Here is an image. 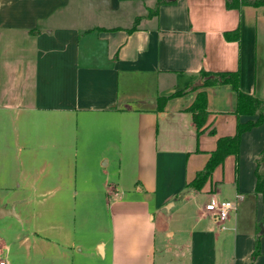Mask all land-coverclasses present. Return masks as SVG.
<instances>
[{
    "label": "crops",
    "instance_id": "0c3cea01",
    "mask_svg": "<svg viewBox=\"0 0 264 264\" xmlns=\"http://www.w3.org/2000/svg\"><path fill=\"white\" fill-rule=\"evenodd\" d=\"M155 6L156 0H0V242L7 250L0 261L264 264V202L254 191L264 122L241 136L237 158L228 156L200 191L187 187L217 140L255 119L235 115L230 86L199 88V72H239L240 90L264 101V7L177 0L150 14ZM237 28L240 40L226 41L224 33ZM191 83L195 90L158 110L159 98ZM201 91L208 116L198 137L187 108ZM92 127L95 135L79 134ZM138 142L139 157L151 163L125 188L123 167L138 156ZM73 154L89 172L117 170L107 184L115 193L156 190L166 173L181 180L156 197L160 216L149 218L147 208L110 245L96 239L86 249L65 208L92 201L95 186L77 190ZM212 194L236 203L225 230L204 211ZM198 200L203 205L194 207ZM176 207L187 213L170 214Z\"/></svg>",
    "mask_w": 264,
    "mask_h": 264
},
{
    "label": "rangeland",
    "instance_id": "374dc122",
    "mask_svg": "<svg viewBox=\"0 0 264 264\" xmlns=\"http://www.w3.org/2000/svg\"><path fill=\"white\" fill-rule=\"evenodd\" d=\"M14 2V0H10ZM98 128L94 129L92 127V131L88 132L79 128V134H91L95 135L97 133ZM72 134V133H71ZM141 144L134 145L135 155H138L135 158L128 159V165H124L123 167V179L125 180V188L131 184L133 177L142 178V167L151 163V158H141L139 157L141 154ZM90 154V153H89ZM78 155H72V170L76 175L73 176L75 178V184L77 186V190L80 191L83 189H89L90 184H94V188L91 193L96 194V198L92 201L84 200V201H77V203L69 208H65L68 210V217L70 219V227L74 238L77 243L84 246L86 249L89 246H94V242L96 239L100 241H104L106 243L111 242L112 236L115 235L117 238H120V232L124 233L126 228L130 229L131 225H134L132 221H134L139 216H146L147 215V208L149 210L152 208V212H149V218L153 215L156 218L160 212H155L158 210L156 208L157 204L155 203L156 197H161L164 194H167V191L172 190L170 186L171 183L176 184L181 180L180 175H172L168 177V174L160 175L159 179L155 181L158 183L159 187L163 184V187L157 188L156 190H150L148 193L140 190H128L121 191V192H113L111 187L107 188V184H110L111 181H114L116 177H118V171H114L113 167L104 171L98 172L96 170L87 171V167L82 166L81 160H76ZM139 157V158H138ZM91 160V159H90ZM110 160V164H114ZM127 162V160H126ZM117 163H119L117 161ZM113 166V165H112ZM76 169V170H75ZM137 169V170H134ZM133 171H136L135 174H131ZM84 172H86L84 174ZM73 174V175H74ZM74 183V181H72ZM111 185V184H110ZM136 187V185H135ZM138 187V184H137ZM109 194V196L107 195ZM194 201L191 202L193 204ZM201 200L194 205L197 207L199 205H203ZM168 205H166L167 208ZM151 207V208H150ZM165 208V209H166ZM186 208H173L170 210V214H174L175 216H182ZM187 213V212H186ZM163 216L169 214V211L164 210ZM120 231V232H119ZM114 233V234H113ZM6 247L5 245L0 242V260L5 258L6 254ZM4 257V258H3Z\"/></svg>",
    "mask_w": 264,
    "mask_h": 264
},
{
    "label": "trees",
    "instance_id": "16d2710c",
    "mask_svg": "<svg viewBox=\"0 0 264 264\" xmlns=\"http://www.w3.org/2000/svg\"><path fill=\"white\" fill-rule=\"evenodd\" d=\"M177 0H156V6L150 14H156L162 5L174 4ZM250 6L253 8L264 7V0H226V8L229 10H239L242 7ZM224 38L228 42H238L240 40L239 28L231 32L224 33ZM199 88H207L213 86L228 85L236 95L235 115L238 117H254L245 122H239L236 127V133L233 136L221 137L216 142V148L209 155L204 168L198 172L194 179L187 185L196 191H200L205 183L209 180L214 170L223 164L228 156L237 158L241 136L251 129L259 126L264 122V101L254 96L243 93L239 88V72H209L201 70L199 72L198 81ZM195 83L189 84L184 90L171 95L170 97H161L158 99L159 111H162L164 104L169 98L182 96L195 90ZM187 111L192 114V121L199 137L204 132L208 111H207V95L204 91L197 93L195 100ZM209 135H215V130L210 129ZM255 194L261 195L264 202V147L256 160L255 169ZM264 235V231L262 232ZM253 255H256L253 254Z\"/></svg>",
    "mask_w": 264,
    "mask_h": 264
},
{
    "label": "built area",
    "instance_id": "2783aa9c",
    "mask_svg": "<svg viewBox=\"0 0 264 264\" xmlns=\"http://www.w3.org/2000/svg\"><path fill=\"white\" fill-rule=\"evenodd\" d=\"M235 210V202L221 200L214 194L211 195L209 202L204 207V211L219 223L221 230H225V226L223 224ZM0 264L6 263L4 261H0Z\"/></svg>",
    "mask_w": 264,
    "mask_h": 264
},
{
    "label": "water",
    "instance_id": "95a60500",
    "mask_svg": "<svg viewBox=\"0 0 264 264\" xmlns=\"http://www.w3.org/2000/svg\"><path fill=\"white\" fill-rule=\"evenodd\" d=\"M4 212H5V211H3V210L0 211V218L3 217V213H4ZM261 227H262V230H264V221H263Z\"/></svg>",
    "mask_w": 264,
    "mask_h": 264
}]
</instances>
